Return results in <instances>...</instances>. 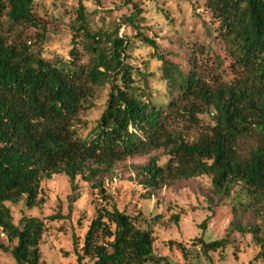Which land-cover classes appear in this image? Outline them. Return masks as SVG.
<instances>
[{
	"label": "trees",
	"instance_id": "1",
	"mask_svg": "<svg viewBox=\"0 0 264 264\" xmlns=\"http://www.w3.org/2000/svg\"><path fill=\"white\" fill-rule=\"evenodd\" d=\"M36 1L0 0V233L15 242L9 249L15 264H39L45 222L26 217L14 225L7 203L38 206L41 183L56 175L67 177L72 191L81 178L104 194V177L117 163L160 149L169 156L164 165L150 158L136 168L149 197L176 181L207 176L212 206L230 199L233 218L264 205V0H202L218 24L214 40L223 43L231 59L229 79L209 87L183 56L169 60L156 54L165 86L161 97L149 88L140 66L130 62L131 40L119 36V25H94L84 0L68 24V58L50 61L34 52L28 43L41 26L33 12ZM141 13L136 8L122 24L156 52V43L140 33ZM3 18L15 31L11 41L2 34ZM102 87L109 90L104 109L92 128L79 133L81 124L87 127L79 116ZM202 108L213 114L214 125L196 140L184 141L170 130L181 117L196 122ZM243 140L256 143L247 154L239 151ZM137 224L136 216L114 205L96 209L80 251L75 250L76 264L86 259L92 264L159 262L152 231ZM227 232L209 243L199 239L203 253L225 249L237 232L250 235L264 255L257 226L233 219Z\"/></svg>",
	"mask_w": 264,
	"mask_h": 264
},
{
	"label": "rangeland",
	"instance_id": "2",
	"mask_svg": "<svg viewBox=\"0 0 264 264\" xmlns=\"http://www.w3.org/2000/svg\"><path fill=\"white\" fill-rule=\"evenodd\" d=\"M79 0H37L34 16L41 25L28 44L42 58L53 61L65 60L70 50L71 34L68 24L76 16ZM202 0H84L93 24L108 28L119 25V36L131 40L130 62L140 66L148 76V86L158 97L165 89L160 80V62L156 54L168 57L183 56L191 69L209 87L227 82L230 57L217 35L218 24L214 22ZM140 15V33L156 43V52L137 42L135 31L122 24L123 17H129L135 9ZM2 21L5 23V19ZM3 36L11 41L15 31L4 24ZM94 27V26H93ZM44 31V32H42ZM216 53L220 59L216 58ZM222 62V64H220ZM225 72V74H224ZM108 88L97 90L92 107L81 113L80 120L87 127L79 126V133H86L100 117L108 95ZM186 117V116H185ZM213 114L202 108L197 121L177 119L170 130L184 141L192 142L205 129L212 127ZM256 146L254 140H243L239 144L241 154H247ZM150 158H156L159 166L169 156L162 149L146 155H138L119 162L110 175L104 177L103 193L81 178L75 181L76 189L71 190L67 177L53 176L41 183L40 204L27 208L24 202L7 203L12 222L18 225L22 218L35 217L45 222L41 236L39 264H76V251H80L83 237L94 218L96 209L114 205L124 213L136 216L140 229H149L153 235V250L159 262L154 264H264L250 235L237 232L229 236V244L223 250L205 255L198 242L209 243L226 236L233 219L245 225L250 223L264 236V205L255 212L233 218L230 199H224L212 206L211 179L201 176L191 180H180L164 186L149 197L136 178V168L144 166ZM230 201V202H229ZM212 208V211L210 210ZM59 219L50 220L52 216ZM178 217L175 222L174 217ZM205 229L200 227L206 219ZM74 242L76 244H74ZM15 245L0 233V264H15L9 249ZM82 264H92L86 259Z\"/></svg>",
	"mask_w": 264,
	"mask_h": 264
}]
</instances>
